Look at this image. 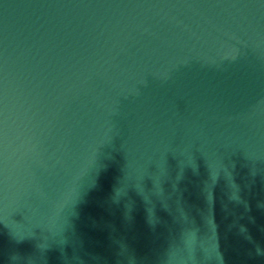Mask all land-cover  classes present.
Masks as SVG:
<instances>
[{
	"label": "water",
	"instance_id": "obj_1",
	"mask_svg": "<svg viewBox=\"0 0 264 264\" xmlns=\"http://www.w3.org/2000/svg\"><path fill=\"white\" fill-rule=\"evenodd\" d=\"M0 264H264V0H0Z\"/></svg>",
	"mask_w": 264,
	"mask_h": 264
},
{
	"label": "clouds",
	"instance_id": "obj_2",
	"mask_svg": "<svg viewBox=\"0 0 264 264\" xmlns=\"http://www.w3.org/2000/svg\"><path fill=\"white\" fill-rule=\"evenodd\" d=\"M18 256H19V253H14L13 256L10 259H16Z\"/></svg>",
	"mask_w": 264,
	"mask_h": 264
}]
</instances>
